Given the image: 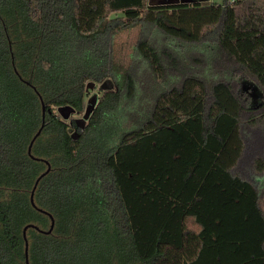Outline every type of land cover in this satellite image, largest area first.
Returning <instances> with one entry per match:
<instances>
[{"label":"trees","instance_id":"trees-1","mask_svg":"<svg viewBox=\"0 0 264 264\" xmlns=\"http://www.w3.org/2000/svg\"><path fill=\"white\" fill-rule=\"evenodd\" d=\"M263 190L264 0H0V264H264Z\"/></svg>","mask_w":264,"mask_h":264},{"label":"rangeland","instance_id":"rangeland-1","mask_svg":"<svg viewBox=\"0 0 264 264\" xmlns=\"http://www.w3.org/2000/svg\"><path fill=\"white\" fill-rule=\"evenodd\" d=\"M151 4H172V3H184V2H201V3H209V2H215V3H223L224 0H147ZM234 1V0H230ZM138 29L132 28L130 30H126L119 34L116 37V55L119 60L123 62L125 67L129 66L130 60H129V53L132 51V46L136 41ZM148 83V82H146ZM150 85L145 84V86H142L141 90V100H138L137 104L134 105L136 108L140 107L141 105L145 104L146 96L148 93ZM112 89L110 88V85L105 83H89L87 85V96L85 98V108L81 112H77L75 109L67 106L59 107L58 113L59 115L67 121L75 120L79 126L83 127L92 112L93 108L99 101V98L101 97L103 91ZM260 100V99H259ZM130 112V110H129ZM250 159V158H249ZM245 169H242L243 175L247 178L254 179V173L252 172V165L251 161L248 162L246 166H244ZM256 183V182H255ZM260 205L262 209L264 210V190L261 195Z\"/></svg>","mask_w":264,"mask_h":264},{"label":"water","instance_id":"water-1","mask_svg":"<svg viewBox=\"0 0 264 264\" xmlns=\"http://www.w3.org/2000/svg\"><path fill=\"white\" fill-rule=\"evenodd\" d=\"M184 3H187V2H184ZM43 113H44V110H43ZM42 128H43V125H42V127L39 129V131L37 132V134L34 136V138L32 139V141H31V143H30V145H29V153H31L32 145H33V143H34L36 137L41 133ZM49 171H50V167H49L45 172H43V173L39 176V178L36 180L35 186H34V188H33L32 194H31V202H32V204H33L34 206H35V201H34V191H35V189H36V187H37V185H38L40 179H41L42 177H44ZM54 224H55V220H54V218L52 217V224H51V228H50V230L47 231L48 233L52 231V229H53V227H54ZM29 226H31V225L26 226L25 229H24V236H25V239H26V262H27V264H29V256H28L29 242H28V239H27L26 232H27V229H28Z\"/></svg>","mask_w":264,"mask_h":264}]
</instances>
